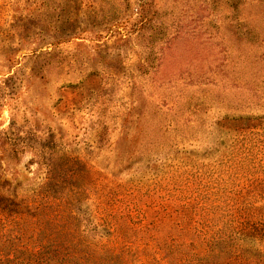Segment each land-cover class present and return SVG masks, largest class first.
<instances>
[{"label": "rangeland", "instance_id": "374dc122", "mask_svg": "<svg viewBox=\"0 0 264 264\" xmlns=\"http://www.w3.org/2000/svg\"><path fill=\"white\" fill-rule=\"evenodd\" d=\"M251 131L264 136V0H0L6 196L78 175L86 234L107 239L100 211H112L106 231L134 238Z\"/></svg>", "mask_w": 264, "mask_h": 264}, {"label": "trees", "instance_id": "16d2710c", "mask_svg": "<svg viewBox=\"0 0 264 264\" xmlns=\"http://www.w3.org/2000/svg\"><path fill=\"white\" fill-rule=\"evenodd\" d=\"M260 136L264 137L251 131L247 147L240 144L229 151V164L215 163V176L196 179V188L183 197L182 207L157 210L148 224L130 226L134 238H128V226L126 233L114 225L106 231L117 217L112 211H100L99 225L109 234L104 241L91 239L78 225L74 207L84 196L85 184L78 175L59 179L50 173L20 198L15 191L7 196L0 191V264H130L128 259L143 257L156 264H177L175 260L180 259L264 264V176H260L264 144ZM68 185L75 186V191ZM146 213L135 219L144 221ZM165 218L167 223L162 221ZM163 225L171 231L155 237ZM120 234L124 237L118 238Z\"/></svg>", "mask_w": 264, "mask_h": 264}]
</instances>
